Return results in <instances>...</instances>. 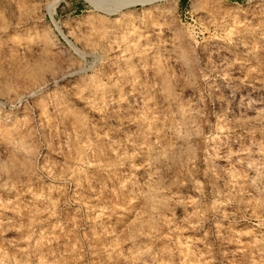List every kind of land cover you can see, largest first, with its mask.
<instances>
[{
  "label": "rangeland",
  "instance_id": "374dc122",
  "mask_svg": "<svg viewBox=\"0 0 264 264\" xmlns=\"http://www.w3.org/2000/svg\"><path fill=\"white\" fill-rule=\"evenodd\" d=\"M105 8L0 0V264H264V0Z\"/></svg>",
  "mask_w": 264,
  "mask_h": 264
},
{
  "label": "bare ground",
  "instance_id": "6f19581e",
  "mask_svg": "<svg viewBox=\"0 0 264 264\" xmlns=\"http://www.w3.org/2000/svg\"><path fill=\"white\" fill-rule=\"evenodd\" d=\"M93 8L95 9H101V8H105V9H110L113 7V10H115L118 6H121L123 4H134V3H143V4H151L154 3L156 1L159 0H86ZM112 11V10H111ZM240 46V45H239ZM224 59V58H223ZM244 64V63H242ZM245 67V66H244ZM226 68V67H225ZM228 68V67H227ZM240 68V67H239ZM72 71V70H71ZM73 72V71H72ZM71 72V73H72ZM70 73V71H69ZM68 73V74H69ZM70 73V74H71ZM57 79V78H56ZM59 80V78H58ZM50 82V81H49ZM55 82V81H54ZM47 85V84H46ZM251 85V84H250ZM42 86V84H41ZM40 86V87H41ZM44 86V85H43ZM223 86V85H221ZM43 88V87H42ZM258 88V87H257ZM254 89V88H253ZM37 90V89H36ZM35 91V90H34ZM232 92V91H231ZM30 94V93H29ZM226 94V93H225ZM253 94V93H252ZM229 95V94H228ZM230 96V95H229ZM257 96V95H256ZM261 96V95H260ZM22 97V96H21ZM27 97V96H26ZM252 97V96H251ZM258 97V96H257ZM244 99V98H242ZM253 99H256L255 97ZM259 99V98H258ZM257 99V100H258ZM244 101V100H243ZM256 101V100H255ZM254 101V102H255ZM248 102V101H247ZM257 108H259L260 110L264 109V100L260 99V102H258L256 104ZM242 112V111H241ZM238 114V113H237ZM1 115V114H0ZM250 115V114H249ZM256 117V116H255ZM6 121V120H5ZM175 135V134H174ZM177 136V135H176ZM10 147V146H9ZM258 170V169H257ZM256 170V172H257ZM257 175V174H256ZM259 177V176H258ZM259 182V181H258Z\"/></svg>",
  "mask_w": 264,
  "mask_h": 264
}]
</instances>
